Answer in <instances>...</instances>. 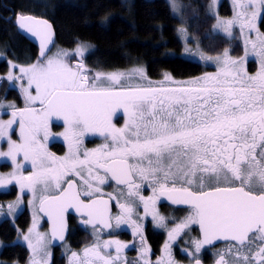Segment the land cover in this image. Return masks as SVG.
Masks as SVG:
<instances>
[{"label":"snow or ice","instance_id":"obj_1","mask_svg":"<svg viewBox=\"0 0 264 264\" xmlns=\"http://www.w3.org/2000/svg\"><path fill=\"white\" fill-rule=\"evenodd\" d=\"M216 2L212 0L213 6ZM233 6V19L217 18L214 27L222 28L229 37L235 25L242 33L245 28L257 31L256 41H245L244 57L234 59L225 49L222 55L201 57L215 60V73L184 81L165 73L162 81L148 80V86L130 83L135 76L147 79L143 68L96 72L89 77L82 60L75 65L66 62L68 52L59 51L45 60L52 42L51 25L35 21L42 29L34 30L28 27L30 17H19L20 27H28L39 38L40 54L36 63L19 67L20 75L7 74L9 81L26 78L29 87L21 86L25 108L0 103V109H12L11 119L0 120V138L8 143L0 157L10 159L13 165L10 173L0 174V188L14 183L21 194L32 193L30 206L39 199V211L53 223L52 237L61 241L66 230L64 216L70 209L86 216L83 223L94 230L97 224L103 229L132 227L133 236H140L143 246L139 264L152 262L144 259L150 249L143 225L132 219L137 204L143 205L145 216L151 215L153 222L166 227L165 218L156 209L157 202L166 198L173 205H187L191 212L168 231L156 264H176L172 242L192 224L199 225L201 238L192 239L194 252L188 255L195 258L206 245L226 240L235 243L227 252H218L215 264H264V35L255 23L264 13V0H233ZM172 7L177 9L175 3ZM90 47L78 45L76 54L82 57ZM251 54L260 62L254 75L242 67ZM9 64L12 69L17 67ZM154 83L160 86H152ZM33 85L36 95L29 91ZM36 102L39 110L33 106ZM117 109H122L125 117L122 127L112 123ZM53 117L62 118L65 124L60 135L68 152L62 157L47 151L46 143L38 139L40 132L46 142L57 138L49 130ZM17 118L19 143L9 136ZM86 133H98L106 142L81 152ZM19 154L22 162L17 160ZM28 164L32 171L24 175L22 169ZM72 176L80 178L79 185ZM109 180L115 181L118 195L102 191L100 186ZM145 183L152 189L147 197L141 194ZM113 200L120 210L115 217L111 214ZM21 203L18 196L7 206L8 212L15 214ZM37 223L34 218L23 237L32 253L29 264H48L51 241L46 233L36 230ZM128 247L119 240L97 241L80 253L72 252L69 264H120ZM253 247L255 252H251ZM195 264H201L200 260L195 259Z\"/></svg>","mask_w":264,"mask_h":264},{"label":"trees","instance_id":"obj_2","mask_svg":"<svg viewBox=\"0 0 264 264\" xmlns=\"http://www.w3.org/2000/svg\"><path fill=\"white\" fill-rule=\"evenodd\" d=\"M179 1L183 5L182 20L206 54L218 55L227 47L235 58L243 54L242 42L237 37L229 42L221 36L209 35L213 18L207 12L208 0ZM17 12L40 16L51 22L56 43L48 56L59 49L73 50L78 42L91 43L93 50L88 54L80 59L67 58L69 61L82 60L88 69L125 68L142 62L150 78H159L164 71L177 78H188L199 76L206 70L201 63L179 55L182 50L177 34L180 20L172 14L166 0H0V51L7 60L26 66L37 61V50L7 19ZM230 13L224 0L220 14ZM260 28L264 31V13ZM7 60L0 62L2 77L9 71ZM249 65L254 68L255 63ZM7 85V80H0V96L7 92L5 98H15L17 107H21L18 91ZM49 147L64 153V146L60 143ZM15 194L16 190L11 187L9 191L0 193V198ZM29 223L30 216L26 210L13 220L0 221V240L4 243L0 251L1 259L20 264L28 262L27 248L14 241L18 232L25 231ZM68 223L71 225L70 220ZM86 237L78 229H71L66 243L79 248ZM158 242L159 237H151L155 252L159 248ZM60 248H52L51 264H68Z\"/></svg>","mask_w":264,"mask_h":264},{"label":"rangeland","instance_id":"obj_3","mask_svg":"<svg viewBox=\"0 0 264 264\" xmlns=\"http://www.w3.org/2000/svg\"><path fill=\"white\" fill-rule=\"evenodd\" d=\"M169 4V7L171 9V12L172 14L178 18L180 20V23L177 27V34H178V37L182 43V50L181 52L179 53L180 56L186 58V59H189L191 61H195V62H198V63H201L202 65H204L206 67V70L199 76H194V77H188V78H177V77H174L172 76L169 72L167 71H164L161 76L159 78H150L147 73H146V68H145V65L144 63L140 62V63H136L134 65H131V66H128V67H125V68H117V69H92V68H87L88 71L86 72V75H88L89 77H92L95 75L96 72H104V73H110V72H129L131 71L132 69H135V68H143L144 72L146 73V77L147 79L144 80V81H141L139 76H135L133 77V79L130 81L131 84L133 85H137V84H143V86H148L147 84V81L150 80V81H153V82H159V81H162L164 79V74L167 73V74H170L171 77L176 80V81H184V80H190L192 78H196V77H201L203 76L204 74L206 73H215L217 71V64L215 62V60H212V61H207L205 59H202L201 57L204 56V57H207V56H211V57H216L218 55H222L224 50L227 49L229 51V55L235 59V57L230 53V50H229V47L225 48L220 54L218 55H208L206 54L203 50H202V47L200 45V42L199 40L195 39L191 34H190V31L187 27V24L182 20V8H183V5L182 3L179 1V0H166ZM224 0H217L215 6H213V3H212V0H208V4H207V12L208 14L210 15L212 19V26L210 28V32H209V35H218V36H221L222 38L226 39L227 41H232L233 38L237 37L238 39L241 40L242 42V46H243V54L238 57L237 59L241 58V57H244L245 55V41L250 39V40H253V41H256L257 40V31H250L249 29L245 28L243 33L241 32L240 28L238 25H235L233 26V29H232V32H233V35L231 37L227 36L223 29L222 28H216L214 27L216 24H217V18H219L220 20H230V19H233L234 17V6H233V0H226L228 5H229V8H230V11L231 13L229 15H222L220 14V6H221V3L223 2ZM175 3L177 5V9L174 11L173 10V7H172V4ZM250 11V10H249ZM263 14V13H262ZM262 17V15H261ZM260 18H258L255 23H256V28L258 29V32L259 34L261 35H264V31L261 30V28H259V22H260ZM183 30V31H181ZM80 45V46H85V45H90L91 47L88 48L85 52H84V55L88 54L90 51L93 50V45L91 43H87V42H78L75 46H74V49L73 50H63V49H59V50H56L55 53L53 55H50L48 57H52L54 56L57 52L59 51H65V52H68L69 53V57H75L76 59H80L81 56L77 55L76 54V48L77 46ZM249 52H251V46L249 45ZM83 55V56H84ZM47 57V58H48ZM5 58V54L0 51V61L2 59ZM46 58V59H47ZM66 58V62L69 63L70 65H75L76 63H78L79 61L78 60H68ZM255 59V63L259 69L260 67V62H259V59L254 55V54H251L247 57V59L243 62L242 64V67H244L245 69H247V65L250 61H254ZM11 59H9L8 61H10ZM37 61H33L31 64L33 63H36ZM13 63V62H12ZM29 64V65H31ZM28 66V65H26ZM25 66V67H26ZM12 71L15 75H20V72H19V66L12 69L10 68L9 71L5 74H3L4 76H0V80L4 79V80H7L8 82V85L7 87L8 88H16L17 91H18V94L21 96L22 98V103H23V108H25L27 105L25 103V98H24V95L21 91V86L25 87V88H28V82H27V79H17V80H13V81H9L7 79V74ZM129 83V81H125V84L127 85ZM152 86L154 87H157V86H160L156 83H154ZM165 87H174L175 85H172V84H165L164 85ZM29 91L31 92L32 95H36V91H35V85L31 86V88H29ZM7 93V92H6ZM4 93L3 95L0 96V103H3L4 105H8V104H16V99L15 98H4L5 97V94ZM37 110L40 109V104L39 102H36L34 105H33ZM21 108V109H23ZM2 109H6V110H9L11 108H2ZM1 110V109H0ZM11 119V115H5V116H0V120H4V121H7ZM124 121H125V117H124V114H123V110L122 109H117L116 113L113 114V117H112V123L115 124L116 127H122L123 124H124ZM49 130L50 132L56 136L57 138L51 142H46L44 141V133L43 132H40L39 133V136H38V139L40 140L41 143H46V147H47V151H49L50 153H53L55 156L57 157H62L64 156L67 152H68V145H67V142L64 140V137L60 134H62L64 131H65V124L63 122V119H57L55 117L51 118L50 120V123H49ZM96 135L95 133H86V137L88 139H95L94 137H97V136H94ZM9 136L10 138L13 140V141H16L17 143L20 142V126H19V123H18V118H17V123H15L13 125V129L9 130ZM51 143H61L64 145V147L67 149L65 153H58L57 151L51 149L49 147V144ZM101 143H105V140L103 138H98V140H95L92 144L93 145H99ZM91 144V145H92ZM91 147V146H90ZM8 150V143H7V139L6 138H0V151H7ZM17 160L18 162H22L23 161V155L22 154H19L18 157H17ZM13 170V165H12V162L10 159L8 158H4V157H0V174H7V173H10L11 171ZM23 171V174L24 175H28L31 171H32V168L30 166V164L28 165H25V167L22 169ZM11 187H13L15 190H16V194L15 196L12 195L10 197L8 196H5V197H2L0 198V206H2V208H0V221H2L3 219H10V220H13L20 212L22 211H27L29 216H30V223H29V226L28 228L25 230V231H19L18 232V235L14 241V243H20L22 245H24L28 252H29V258H28V262L26 264H29V261H30V258L32 256V253H31V250L28 248V244L26 241L23 240V237L25 235L28 234V229L32 226L33 224V220L35 218L36 221H38L37 223V228L36 230L40 233H46L47 236H48V233H47V229L46 227H44V221L42 219V217L40 216L39 212H38V205H39V199L36 200L35 202V205L34 206H30L29 205V200L32 199V193L30 192H25L23 194L20 193V189L17 185H15L14 183L9 185L7 188H0V193H4V192H7L11 189ZM51 194H55V193H51ZM20 196L21 197V200H22V203L21 205L16 209L15 211V214H10L8 212V205L9 204H14L15 201L17 200V197ZM38 196H39V193H38ZM161 216L162 214L159 213ZM187 217V216H186ZM48 239H49V236H48ZM91 242V243H90ZM94 241H91L90 237H86V239H83V244L79 247V248H73L71 245H69L68 243H64L61 248H60V251H61V254L65 255L66 258H67V261H68V264H69V259L71 257V253L72 252H77V253H80L82 252V250L85 248V247H88L90 245L93 244ZM96 242V241H95ZM4 246V243L0 240V251L2 249V247ZM114 247V246H113ZM112 247V248H113ZM229 246H224L222 249H218V252H220L221 250H224L225 252H227V249H228ZM257 250L256 247H253L251 249V252H255ZM48 251L51 253V256L50 258L48 259V264H51V259H52V254H53V250H52V247H51V244L48 245ZM245 252H248V249L245 248L244 249ZM251 253H249L250 255ZM235 256V253L232 254V256H229L228 259H232L233 257ZM160 257H156L154 260H150L152 262V264H156V261L159 259ZM174 258V257H173ZM144 259H147L149 260V258H147V256L144 257ZM175 260V259H174ZM176 261V264H191L190 261H187L185 259H182V260H175ZM0 264H20L16 261H7V260H3L1 259L0 257Z\"/></svg>","mask_w":264,"mask_h":264},{"label":"flooded vegetation","instance_id":"obj_4","mask_svg":"<svg viewBox=\"0 0 264 264\" xmlns=\"http://www.w3.org/2000/svg\"><path fill=\"white\" fill-rule=\"evenodd\" d=\"M32 15L29 13H14L12 17H8L7 19L11 20L12 23L15 25L16 17L17 15ZM34 16V15H33ZM40 17V16H36ZM261 20V19H260ZM16 27V26H15ZM259 28H260V22H259ZM26 40V39H25ZM56 43V41H55ZM33 45V44H32ZM34 46V45H33ZM55 46V44H54ZM53 46V48H54ZM36 48V47H35ZM53 48L50 52L53 51ZM37 50V48H36ZM38 52V50H37ZM50 54V53H49ZM48 54V55H49ZM2 60H7L6 58ZM1 60V61H2ZM0 61V62H1ZM254 61H250L247 65V72L249 75H254L259 69L255 63L254 68L249 65L250 63ZM14 63V62H13ZM17 67H21L22 65H19L15 63ZM8 68L10 69L9 61L7 60ZM23 104V103H22ZM18 107L19 109L23 108ZM10 112L5 111L3 115H9ZM97 137H94L95 139H88L86 137V134L83 138V144L81 146V152L84 150H91L98 148L104 143L97 145H93L92 143L95 140H98V138H103V136L99 135L98 133H95ZM106 142V141H105ZM53 144V143H51ZM49 144V146L51 145ZM61 144V143H60ZM92 144V145H91ZM63 145V144H62ZM64 146V145H63ZM91 146V147H90ZM67 149L64 147V151ZM64 152V153H65ZM100 175H104V173L101 171ZM85 177L87 178V174L85 173ZM78 185L80 184V178L76 176L71 177ZM139 183L140 181L137 180ZM66 185V184H65ZM64 185V187H65ZM102 191L104 193H113L114 195H118V188L115 183V181L109 180V182L105 185L100 186ZM57 194V193H55ZM142 195L145 197L152 195V189L148 186L147 183L143 185V189L141 192ZM107 197V196H105ZM111 214L113 217L120 214V210L117 207L116 201L113 200L111 204ZM156 209L159 213L162 214V216L165 218L164 225L165 226H158L155 222H153L151 215L145 216L144 215V208L142 204H137L136 213L133 215L132 219L136 221L139 224L143 225V237L146 241V246L150 249V251L147 253V258L149 260H154L156 257H161L163 254V247L165 242L168 240V231L175 227L177 223H179L182 219H184L186 216H188L191 212V209L187 205H173L170 201H168L166 198H161L156 204ZM69 220L71 221V225H69V230L71 229H78L79 232L83 233L85 236L90 237L91 241H94L96 243L99 241L101 244L105 240H119L124 244H128L129 247L124 249L123 253L121 254L122 259L120 264H124V261L127 260L128 264H139L141 260V248L143 247L140 242V236H133V229L132 227L128 225H122L119 229H116L113 227L112 229H103L102 226L97 225L96 230L93 229L91 225H86L83 223L84 220H86V217H75V216H69ZM142 218V219H141ZM113 225L115 224V220H112ZM45 224V223H44ZM159 237V248L158 251H154L153 244L151 243V237ZM199 239L200 238V232L198 230V224H192L188 229H185L184 232L181 233L179 237L175 241L172 242V256L175 260H182L185 259L187 261H190L191 264L195 261V259H199L203 264H215V261L217 259L218 249H222L224 246H230V244H234L235 242H215L211 246H205L199 254L195 256L188 255L189 252H194V249L192 248L191 241L192 239ZM96 241V242H95ZM91 243V242H90ZM186 250V251H185ZM111 254L115 255V248L113 247L111 249Z\"/></svg>","mask_w":264,"mask_h":264},{"label":"water","instance_id":"obj_5","mask_svg":"<svg viewBox=\"0 0 264 264\" xmlns=\"http://www.w3.org/2000/svg\"><path fill=\"white\" fill-rule=\"evenodd\" d=\"M19 17H21V16H18L17 19H16L17 20V25H18V32L21 35H23L25 38H27L28 40H30V41L34 42L35 44H37L39 46V49H40V40H39V38L36 35H33L32 32H29L28 31V27H32L34 30H41L42 29V25H40L38 23H35V21H45V20H43V19H35V18H31L30 17L31 21L29 22L28 27L21 28L19 23H18V18ZM24 17H29V16H24ZM47 24L51 25L48 22H47ZM51 32H52V42L49 44V49L51 48V46L54 44V41H55V32H54V29H53L52 25H51ZM39 54H40V51L38 52V56H39ZM65 187H67V185H65ZM104 198L107 199L106 197H104ZM111 210H112V208H111ZM38 212H39V214L41 215V217L43 218V220H44V222L46 224L47 232H48V235H49V238H50V241H51V246L53 248L59 247L62 243H64L66 241V238H67L68 232H69V224H68V217L69 216L86 217V216H84V215H82L80 213H77L75 211V209H70L67 213H65V216H64V219H65V222H66V230L64 232V237L65 238H64L63 241H61L59 238H53L52 237L51 230H52V227H53V223H52L51 220H49L47 214L44 213V212H40L39 208H38ZM97 225H99V224H97ZM100 226H102V225H100ZM198 230L200 232L199 225H198ZM200 238H201V232H200ZM215 242H230V241H226V240L213 241V243H215ZM206 246H211V245H206ZM193 264H195V261L193 262ZM201 264H203V263L201 262Z\"/></svg>","mask_w":264,"mask_h":264},{"label":"bare ground","instance_id":"obj_6","mask_svg":"<svg viewBox=\"0 0 264 264\" xmlns=\"http://www.w3.org/2000/svg\"><path fill=\"white\" fill-rule=\"evenodd\" d=\"M18 16H29V17H31V18H35V19H43V20H45V21H47L48 23H50L51 24V22L50 21H48L46 18H43V17H36V16H33V15H17V17ZM17 17H16V19H17ZM52 25V24H51ZM15 26H16V30H17V32H18V25H17V20L15 21ZM53 27V26H52ZM54 29V28H53ZM55 32V31H54ZM19 33V32H18ZM20 34V33H19ZM21 35V34H20ZM21 36H23V35H21ZM24 37V36H23ZM25 38V37H24ZM28 42H30L31 44H33L36 48H37V50H38V52L40 51V49H39V46L37 45V44H35L34 42H32V41H30V40H28L27 38H25ZM55 41H56V34H55ZM55 41H54V44H55ZM54 44L51 46V48L47 51V56H48V54L50 53V51H51V49L53 48V46H54ZM38 52H37V57H38ZM46 56V57H47ZM46 57H44V59L46 58ZM1 76V75H0ZM3 113H1L0 115H2Z\"/></svg>","mask_w":264,"mask_h":264},{"label":"crops","instance_id":"obj_7","mask_svg":"<svg viewBox=\"0 0 264 264\" xmlns=\"http://www.w3.org/2000/svg\"><path fill=\"white\" fill-rule=\"evenodd\" d=\"M4 98H5V97H3V99H4ZM5 99H6V98H5ZM22 105H23V104H22ZM5 111H6L5 109H1V110H0V114H1V113H5ZM2 115H3V114H2ZM2 115H0V116H2ZM9 115H11V112L9 113ZM9 115H8V116H9ZM3 116H5V115H3ZM6 116H7V115H6Z\"/></svg>","mask_w":264,"mask_h":264}]
</instances>
